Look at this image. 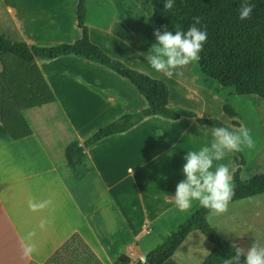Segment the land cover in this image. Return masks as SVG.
Wrapping results in <instances>:
<instances>
[{"label":"crops","instance_id":"1","mask_svg":"<svg viewBox=\"0 0 264 264\" xmlns=\"http://www.w3.org/2000/svg\"><path fill=\"white\" fill-rule=\"evenodd\" d=\"M87 4L85 24L90 41L129 67L151 78L158 76L154 79L169 89L168 107L208 119H215L214 113L221 108L224 124L232 125L223 106L227 98L235 97L228 90L224 94L223 89L201 85L194 63L182 69L180 78H167L148 68L150 49L124 24L118 12L121 0H88ZM77 7L78 0H19L18 21L13 23L18 41L50 46L78 40ZM7 13L13 12L8 9ZM32 69L41 76L43 89L37 78L29 75ZM17 84L26 85L28 92L16 94L12 88ZM10 100L38 103L18 108V113L12 110L1 116L0 112L2 118L14 113L22 119L12 125L0 119V145L4 148L0 157V264H114L121 256L132 263V257L138 255L133 260H142L150 251L138 254L135 250L142 248V235L160 227L166 229L167 237L182 221L170 196L184 179L186 152L209 143L212 127L187 117L168 120L150 116L88 148L82 164L72 169L64 158L68 144L81 143L119 116L146 107L135 87L83 58L61 56L26 62L0 53V102ZM31 114L35 121L30 120ZM221 163L234 173L240 161L232 153ZM260 195L229 206L247 212L253 208L250 212L259 219ZM30 199H51L53 204L32 211ZM208 223L237 247L246 250L254 240L264 244V225L257 221L251 225L239 216L223 214ZM29 232L35 233L32 242L36 250L25 256L22 240ZM196 232L187 235L165 264H223L220 251L204 244L202 234ZM191 236L199 248L186 247L174 259Z\"/></svg>","mask_w":264,"mask_h":264},{"label":"trees","instance_id":"2","mask_svg":"<svg viewBox=\"0 0 264 264\" xmlns=\"http://www.w3.org/2000/svg\"><path fill=\"white\" fill-rule=\"evenodd\" d=\"M87 1L78 0L76 22L80 38L72 43L50 46L28 45L23 41H12L0 34V53L11 54L26 62L48 61L61 56L83 58L128 80L145 99V108L119 116L81 143L73 141L68 144L64 151L68 167L75 169L81 165L85 151L94 144L106 137L128 131L150 116H160L168 120L187 117L202 126L227 127L230 130L238 126L236 122L238 114L228 102H225L223 111L232 120L231 126L217 119L198 117L192 111L180 107H168L169 89L163 81L151 78L110 57L90 41L85 24ZM165 2L166 0H123V7L122 9L120 7L121 10L118 12L124 24L149 49L156 43L153 35L155 30L159 29L163 32L167 28L175 33L179 28L186 32L194 23L193 17H200L201 23L197 27L207 32V40L199 54V61L194 62V71L201 85L206 88L228 90L233 96H255L264 101V0H250L254 10L251 18L244 21L239 20L242 0H175L174 8L168 11L163 9ZM28 73L37 78L38 85L43 89L41 76L36 69ZM12 90L16 94L28 92L27 86L21 84L15 85ZM26 102L28 107L38 103L35 100ZM12 107L15 109H11ZM7 108L1 110V116L8 111L18 109L15 105ZM14 122L13 117L5 121L8 125ZM235 153L239 157L240 164L233 173L235 196L230 204L264 193V173L242 178L246 162L239 152ZM206 215L207 210L198 202H193L189 210L180 213L182 221L173 227L165 241L144 255L147 264H165L192 231H199L220 251L224 259L233 255V245L213 229L205 219ZM114 264H142V260L137 258L130 263L126 256H121Z\"/></svg>","mask_w":264,"mask_h":264},{"label":"clouds","instance_id":"3","mask_svg":"<svg viewBox=\"0 0 264 264\" xmlns=\"http://www.w3.org/2000/svg\"><path fill=\"white\" fill-rule=\"evenodd\" d=\"M174 6L175 0H166L163 9L168 11ZM253 10L254 5L250 0H242L239 20L250 19ZM193 21L186 32L179 28L175 33L167 28L163 32L159 29L154 31L156 43L152 45L148 51L150 54L146 57L148 68L152 72L167 78H180L183 76L182 69L199 61V54L207 40V32L197 27L201 23L200 17H193ZM210 136V142L199 150L186 152L182 167L184 179L177 184L175 194L170 196L180 212L189 210L193 202H198L207 210L205 219L209 222L226 213L235 196L233 171L221 161L232 153L255 147L251 130L243 125L235 130L212 127ZM52 204L51 199L40 202L30 199L28 207L37 211ZM41 227H44L43 223ZM34 236V232H29L22 240L25 256H30L36 250V245L32 242ZM233 248V255L224 259L223 264H264V244L254 240L246 250L235 245ZM142 264H147L146 257L142 258Z\"/></svg>","mask_w":264,"mask_h":264},{"label":"rangeland","instance_id":"4","mask_svg":"<svg viewBox=\"0 0 264 264\" xmlns=\"http://www.w3.org/2000/svg\"><path fill=\"white\" fill-rule=\"evenodd\" d=\"M18 2L19 0H0V34L14 41L19 40L16 37L17 36L16 31L14 30L15 28L13 27V23H15V21L16 22L18 21ZM8 9L12 10L13 13L11 15L7 13ZM221 91L224 92V94L228 92L227 90H221ZM234 97L235 98L232 99L227 98V101L230 104V106L234 109V111H236V113L238 114L236 122H238L239 127L243 125L249 128L251 130L253 140L255 141V147L253 149L251 150L245 149L244 151L239 152L246 160L245 171L242 174V178H249L252 175L264 173V101L255 96H249V97L234 96ZM223 100L225 102V98ZM10 101L0 102V112L1 110L8 109L7 107L11 108V105H15L17 108H21V109L22 108L25 109L28 107L27 106L28 102L26 101L25 102H20V101L10 102ZM11 109H15V108L12 107ZM13 111L15 113H18L16 112L17 109ZM31 116H33V118H31L30 120L35 121L36 116L34 114H31ZM13 117H15L14 124H19L20 122L22 123V119H20L18 115H15L13 113ZM214 118L225 123L224 119H226V117L221 111V108L218 109L217 113H214ZM0 119L6 121V119L9 118L0 117ZM2 149L4 148L1 147L0 145V157L4 155ZM22 150L27 151L24 148H22ZM259 197H261L259 198V200L261 201L262 204L261 216L259 219L258 218L254 219L253 212H250L251 209L253 210V208L251 209L249 208L250 210L247 212L239 209L236 206H229L228 211L224 213L225 216L226 217L239 216L244 222L247 221L251 222V225H255V221L259 223L258 225H264V194L260 195ZM158 228L159 229L157 228L155 229L154 227L152 228L153 229L152 233L148 235H142V238L140 240V242L142 243L140 247L142 248L137 247V249H135L138 254H145L155 246L162 244L165 241L166 229H162L160 227ZM157 233L159 236L157 235ZM196 233H198V235H201L199 232ZM159 237L161 240H159ZM200 237L201 240L204 242V244L215 248V246L211 244L204 236L201 235ZM143 243H150L151 246L146 247V245H143ZM186 247H188L189 249L199 248L198 245L194 246V241L191 236L188 240V244H185L183 248H181L176 252V254L174 255V259L179 257L182 254V252H184V249ZM137 256L132 257V261Z\"/></svg>","mask_w":264,"mask_h":264}]
</instances>
